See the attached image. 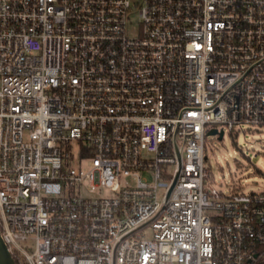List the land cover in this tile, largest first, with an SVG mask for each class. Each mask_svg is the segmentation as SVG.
Returning <instances> with one entry per match:
<instances>
[{"label": "built area", "instance_id": "obj_1", "mask_svg": "<svg viewBox=\"0 0 264 264\" xmlns=\"http://www.w3.org/2000/svg\"><path fill=\"white\" fill-rule=\"evenodd\" d=\"M262 125L264 0H0L16 264H264V191H218L205 147Z\"/></svg>", "mask_w": 264, "mask_h": 264}, {"label": "rangeland", "instance_id": "obj_2", "mask_svg": "<svg viewBox=\"0 0 264 264\" xmlns=\"http://www.w3.org/2000/svg\"><path fill=\"white\" fill-rule=\"evenodd\" d=\"M137 21V17L135 19ZM206 165L210 172L207 179L218 190L229 195L236 187L245 192L264 191V125L250 126L239 132H225L206 137ZM87 168L89 161L74 163ZM90 196H112L106 187H98ZM151 236V231H147Z\"/></svg>", "mask_w": 264, "mask_h": 264}, {"label": "water", "instance_id": "obj_3", "mask_svg": "<svg viewBox=\"0 0 264 264\" xmlns=\"http://www.w3.org/2000/svg\"><path fill=\"white\" fill-rule=\"evenodd\" d=\"M207 135H216L219 139H222L224 137V131L218 130L217 128H211ZM0 264H16V261L12 257V255L9 253L2 237L0 234Z\"/></svg>", "mask_w": 264, "mask_h": 264}, {"label": "trees", "instance_id": "obj_4", "mask_svg": "<svg viewBox=\"0 0 264 264\" xmlns=\"http://www.w3.org/2000/svg\"><path fill=\"white\" fill-rule=\"evenodd\" d=\"M240 187H236V189H239Z\"/></svg>", "mask_w": 264, "mask_h": 264}]
</instances>
